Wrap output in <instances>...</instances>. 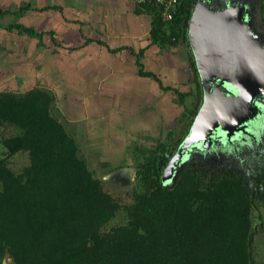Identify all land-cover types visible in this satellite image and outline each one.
Masks as SVG:
<instances>
[{
	"label": "trees",
	"instance_id": "16d2710c",
	"mask_svg": "<svg viewBox=\"0 0 264 264\" xmlns=\"http://www.w3.org/2000/svg\"><path fill=\"white\" fill-rule=\"evenodd\" d=\"M196 2L178 0L166 22L156 0L138 3L151 20L153 43L188 51L187 83L194 85L197 101L185 106L179 133L169 129L146 163L139 164L128 204L106 191L79 156L76 141L53 113L52 93L0 92V146L7 152L0 159V264L4 257L12 264H256L264 168L249 185L241 172L195 162L178 169L170 183L161 181L202 99L187 40ZM9 29L29 37L47 34L20 25ZM191 92H177L180 102ZM18 153H26L29 164L16 173L7 158ZM121 210L126 223L106 230Z\"/></svg>",
	"mask_w": 264,
	"mask_h": 264
},
{
	"label": "crops",
	"instance_id": "0c3cea01",
	"mask_svg": "<svg viewBox=\"0 0 264 264\" xmlns=\"http://www.w3.org/2000/svg\"><path fill=\"white\" fill-rule=\"evenodd\" d=\"M138 3L0 0V92L48 91L53 112L72 124L168 133L180 112L174 97L189 79L188 51L153 43ZM13 25L47 34L29 37Z\"/></svg>",
	"mask_w": 264,
	"mask_h": 264
},
{
	"label": "water",
	"instance_id": "95a60500",
	"mask_svg": "<svg viewBox=\"0 0 264 264\" xmlns=\"http://www.w3.org/2000/svg\"><path fill=\"white\" fill-rule=\"evenodd\" d=\"M247 3L225 0L213 7L197 0L187 40L198 73L202 99L187 135L165 166L161 181L170 183L184 161L198 150L235 145L258 138L254 123L264 118V36ZM234 149V148H233ZM235 151V149H234Z\"/></svg>",
	"mask_w": 264,
	"mask_h": 264
},
{
	"label": "rangeland",
	"instance_id": "374dc122",
	"mask_svg": "<svg viewBox=\"0 0 264 264\" xmlns=\"http://www.w3.org/2000/svg\"><path fill=\"white\" fill-rule=\"evenodd\" d=\"M231 3L248 4L253 8V16L256 23L257 31L264 36V23L262 17L264 12L260 11V5L263 0H230ZM214 4V2H213ZM213 7H216L213 5ZM184 93H192V96L184 98V104L180 102L179 95H175L174 103H176L177 119L179 120L186 107H193L196 104L197 98L193 84L186 83L182 88ZM194 94V95H193ZM201 103V101H200ZM54 113V112H53ZM58 120L64 125L67 133L76 141L79 148V156L87 163L88 169L93 173L94 177L99 178L103 183V188L110 192L121 205L131 202L133 188L136 185V172L139 164L146 163L150 151L156 146L159 140L165 139L163 136L150 133L142 127L139 130H127L126 126L117 125L119 127H110L104 125V130L97 128L95 123L86 124L78 122L72 124L65 120L58 113H54ZM171 116V115H170ZM129 120L128 125L138 124L140 120L135 121L133 118L124 117ZM176 120L169 122V129H175V133L183 127ZM142 122V121H141ZM256 131L255 135L260 138L256 141L257 144L243 137L237 142L240 153L233 154L232 148L226 146H216L209 149L206 153H192V159L187 162H195L197 164H207L214 168L227 167L238 172H241L245 177V183L250 184V177L256 172H260L264 168V118L258 120L253 125ZM131 128V127H130ZM145 128V127H144ZM0 129V135H1ZM178 137V136H176ZM236 144V143H235ZM7 157V152L0 146V159ZM8 159L10 167L16 173L29 164V159L26 153H18ZM264 199V197H263ZM257 212L253 211L252 219L257 220ZM262 224L258 226L256 241L253 246V252L256 259V264H264V207H262ZM126 212L119 211L112 221H110L105 229L116 225L126 223ZM258 223V220L254 224ZM1 264H12L8 257H4Z\"/></svg>",
	"mask_w": 264,
	"mask_h": 264
},
{
	"label": "built area",
	"instance_id": "2783aa9c",
	"mask_svg": "<svg viewBox=\"0 0 264 264\" xmlns=\"http://www.w3.org/2000/svg\"><path fill=\"white\" fill-rule=\"evenodd\" d=\"M139 3H150L152 0H138ZM158 4H160L163 7V10L161 12L162 21H169L172 18V13L170 8L174 7L178 0H156Z\"/></svg>",
	"mask_w": 264,
	"mask_h": 264
},
{
	"label": "flooded vegetation",
	"instance_id": "af4514ba",
	"mask_svg": "<svg viewBox=\"0 0 264 264\" xmlns=\"http://www.w3.org/2000/svg\"><path fill=\"white\" fill-rule=\"evenodd\" d=\"M210 1H212V2H214V4L213 5H215V6H221L222 4H223V2L225 1V0H210ZM246 1V0H245ZM248 3V2H247ZM253 23H254V25H256V23H255V20H253ZM255 141V140H254ZM255 144H257L256 142H254V145ZM214 146V145H213ZM212 146V147H213ZM228 146H230L231 148H232V152H233V154H236V156H237V154H238V152L240 153L241 151H240V145H238L237 144V142H236V144L235 145H233V146H231V145H228ZM235 149V151H234V149ZM211 149V148H210ZM193 153H201V152H199L198 150H195Z\"/></svg>",
	"mask_w": 264,
	"mask_h": 264
}]
</instances>
